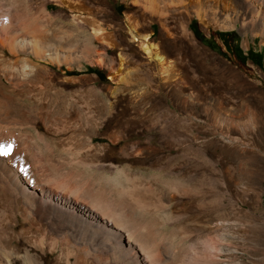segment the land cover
<instances>
[{
	"label": "bare ground",
	"instance_id": "bare-ground-1",
	"mask_svg": "<svg viewBox=\"0 0 264 264\" xmlns=\"http://www.w3.org/2000/svg\"><path fill=\"white\" fill-rule=\"evenodd\" d=\"M114 2L0 0V146L11 148L10 155L0 156V234L6 238V245L0 238V264H239L232 258L236 250L229 246L245 240L240 238L237 224L243 225V235L253 238L254 264H264V191L248 201L236 200L237 183L232 172L227 173L226 163L220 169L218 191L212 187L211 168L200 179L205 184L201 190L193 189L199 180L188 189L183 180L161 179L160 184L157 177L153 180L163 186L152 189L142 179L127 175L121 165L112 166V177L104 174L111 165H100L98 153L103 152L107 163L120 160L131 168L153 172L168 173L179 161L194 164L197 156L183 133L200 127L179 120L117 118L130 110L127 105L118 108L83 100L60 104L56 97L50 98V104H24L27 98L23 95L33 84L41 92L46 90L43 85L55 88L62 78L52 70L70 71L80 61L105 68L111 81L117 82L128 50L155 63L165 60L150 40L152 32H140L144 25L139 17L145 10L168 37L172 32L165 26V17L172 10L188 16L191 12L206 30L220 25L209 14L217 10L224 15L240 13L227 15L229 19L220 27L239 22L253 37H264L263 27L260 32L255 29L264 23V0H132L135 11L125 15L123 25L112 11ZM117 33L121 35L118 40ZM122 43L133 44L135 49H126ZM103 53L109 57L108 66ZM219 126L238 132L241 138L257 135L264 131V114L229 108L227 122L219 120ZM216 128L225 140L226 133ZM134 138L141 140L134 142ZM241 138L230 141L246 147ZM98 140L109 145H95ZM63 153L67 161L62 159ZM86 168L103 174L87 179L79 172ZM227 178L231 184L228 195L236 200L228 210ZM217 214L220 219L215 221ZM181 218L190 227L173 245L156 230V224H175ZM192 234L196 238L192 245L180 248Z\"/></svg>",
	"mask_w": 264,
	"mask_h": 264
},
{
	"label": "rangeland",
	"instance_id": "rangeland-1",
	"mask_svg": "<svg viewBox=\"0 0 264 264\" xmlns=\"http://www.w3.org/2000/svg\"><path fill=\"white\" fill-rule=\"evenodd\" d=\"M131 1L115 0L114 2L112 11L115 13L120 25H123L127 13L135 11ZM136 1L142 2L143 0ZM49 9L50 11L53 10V6ZM180 12L177 14L172 10L165 17V26L171 30V37L161 34L159 25L152 22L154 18L146 10L143 17H139L140 24L144 25L140 32H152L150 40L157 46L159 53L165 57L162 62L155 63L140 54L132 55L131 51L128 50V53L122 59V67H119L117 82L111 81L105 68L88 64L85 61H80L78 64L73 63V69L70 71L65 68L61 71L53 69V74L60 77V79L62 78L61 82L63 84L58 82L53 89L43 85L46 90L42 92L45 93H42L41 90L38 91L39 88L33 84L29 91L23 93L27 98L24 104H50V98L56 97L60 104L69 102V104H76L78 100H83L86 104H96L95 102H98L104 106L114 104L118 108L127 105L130 110L125 112L123 116L117 114V118L141 117L145 120L157 122L179 120L183 123L195 124L200 128L188 129V132L183 133L184 136L186 134L190 138L191 145L194 148V150L192 148V153L197 156V161L194 164L179 161L171 165L168 173L153 172L131 168L127 162H120V160L112 161V164L107 163L104 161L103 155L105 152H103L98 153L99 157L102 158L100 165L102 167L121 165L127 175L142 179L147 187H152V189H161L160 187L163 186L160 185L162 183L161 179L163 182L178 179L183 180L181 181L183 186L188 187V189H191L190 186L199 180V184L196 187L194 186L193 189L201 190L205 185L204 180L201 182L204 179L203 174L205 175L207 169L211 168L214 170L212 179L215 182L212 187L218 191L221 186V182H219L220 169L226 163L227 173L232 172L237 183L235 188L237 192L236 200L248 201L260 193L261 190L264 191V131H259L257 135L249 134V136L241 138L238 132H228L223 126L220 127L219 120L227 122V110L229 108L247 111V114L250 111L264 114V37L260 35L253 37L250 32L242 28L239 22H234L226 28L220 27L224 25L228 17H236L237 14H240L237 12L236 15L231 11L224 15L222 10H217L213 14H209V18L215 19L220 25L216 28L210 27L207 30L202 27L200 21L191 12H189V16L183 11ZM262 27L264 29V23L260 22L255 29L260 32L263 30ZM180 28H184L186 34L180 32ZM119 35L117 33V40L121 38V35ZM77 44L79 52L81 45L80 42ZM127 46L128 44L122 43V47ZM133 46L129 43L128 47L135 49ZM4 56L8 57L9 55L5 53ZM103 57L105 58V66H108L109 57L104 53ZM169 68H171L170 72ZM124 78L130 80L126 82ZM131 87L144 89L137 90L136 93L125 91ZM54 94L57 96H54ZM39 95L40 97H38ZM104 116H106L105 113ZM216 126L220 128V131L226 133L227 138L225 140L217 133ZM124 132H127V130H124ZM189 134L194 136L196 140H192ZM230 138H241L240 140L246 142L247 146L233 144ZM140 140L141 138L133 139L134 142ZM95 145L106 146L109 144L106 140H98ZM56 148L58 153H62L61 148L57 146ZM232 151H235L236 155L232 154ZM62 155V159L67 161V155L64 153ZM113 169V167H109L110 172L104 174L112 177L115 175ZM79 170L76 171L83 172L87 179L95 180L103 174V172H98L94 168ZM156 177L159 178L160 184L155 182ZM230 185L227 178L225 188L227 210L232 203L236 202L228 195ZM227 217L228 212L226 222ZM214 219L215 221L220 219L219 215L217 214ZM161 223L156 224V230L163 233L173 245L178 244L180 237L184 236L186 227H190L185 218L176 220L175 224H172L173 222ZM237 230L240 232H238L240 238H245V240L241 239L243 240L241 241L242 244H232L235 248L231 244L229 245L231 249H235L237 252L232 254V258L235 257L234 261L239 264H254L253 250L255 248L253 238L249 234L243 235V225L237 224ZM194 234L179 244L180 248L185 249L191 246L193 240L196 239ZM1 237L4 238L0 234ZM5 241L6 238L1 240V244L6 245ZM242 249H245L246 252H241Z\"/></svg>",
	"mask_w": 264,
	"mask_h": 264
},
{
	"label": "snow or ice",
	"instance_id": "snow-or-ice-1",
	"mask_svg": "<svg viewBox=\"0 0 264 264\" xmlns=\"http://www.w3.org/2000/svg\"><path fill=\"white\" fill-rule=\"evenodd\" d=\"M11 153V148L10 147H3L0 146V156H8Z\"/></svg>",
	"mask_w": 264,
	"mask_h": 264
}]
</instances>
